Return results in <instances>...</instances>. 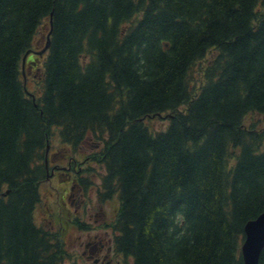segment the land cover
<instances>
[{"label":"trees","instance_id":"obj_1","mask_svg":"<svg viewBox=\"0 0 264 264\" xmlns=\"http://www.w3.org/2000/svg\"><path fill=\"white\" fill-rule=\"evenodd\" d=\"M248 114L264 121V0H0V264H66L63 231L34 216L53 134L73 150L99 139L95 186L118 198L132 264H243L244 225L264 212Z\"/></svg>","mask_w":264,"mask_h":264},{"label":"rangeland","instance_id":"obj_2","mask_svg":"<svg viewBox=\"0 0 264 264\" xmlns=\"http://www.w3.org/2000/svg\"><path fill=\"white\" fill-rule=\"evenodd\" d=\"M43 40L44 35L40 33L39 29L33 40V48H40L42 46ZM32 55L33 54L30 53L27 57H31ZM208 57L209 55L206 56L204 59L197 61L195 64H193L190 70L191 82H198V80L201 78L200 73L203 68V65L205 64V60L208 59ZM24 72L28 76L27 81H29V89L33 91L38 90V84L33 83L32 77H29L31 75H29L30 72L28 71V67L26 66V64L24 65ZM252 121L257 124L258 130L264 132V121L261 120L259 115L248 114L244 119V124L246 126H249ZM147 124L151 128L160 129L166 126L167 120L166 118L156 117L150 120L148 119ZM98 140V138L88 136L81 145V148L84 149L73 150L69 145L65 146L61 144L58 140L57 135L53 134L49 143L47 152V156L49 157L48 159H50L51 162L49 174L52 170L54 171L53 175L45 179L40 186L41 201L38 203L34 211L35 221L37 224H40L48 229L52 227L55 230L61 231L62 228H65L67 231L63 235V238L67 239L68 237L69 241L74 240L75 237L79 234L78 231L73 229V227L79 228V223L77 222V220L79 219H75L76 217L73 216V214L75 209V201L77 200V197L82 198V196L79 195L78 186H76L74 190H70L68 193L64 192V190L69 187L66 182H71V179H73L74 177V175L71 176L68 174H74L75 171L73 170V168L75 167V170H77L80 163L86 160L87 158H89L87 160H91L94 153L91 151L95 149V145L97 146L96 141ZM98 144L99 147H97L98 150L96 152H99L102 146L101 143L98 142ZM261 149L264 150V139L262 142ZM86 162L84 164V171H86V175L89 179V185L94 187L95 184H99L101 180V169L99 167V164L95 160L92 162L89 161L88 163ZM69 164H71L72 166L71 169L69 168ZM89 164L91 166H88ZM56 166L58 167V169L53 168ZM57 172H63L64 175H61L59 179H56L55 174ZM64 187L66 188L64 189ZM69 194L72 195L69 196L67 200ZM89 196L93 199V201H95L97 198L93 189H90ZM87 199L88 198L85 195L84 200L86 201ZM101 204L103 205L104 213H108V211L111 210L114 216L115 210H117L118 208L119 201L118 198L115 196L112 199L107 200V202ZM49 212H52L51 217H49L48 215ZM49 220L50 223H48ZM69 248L70 247H68V249Z\"/></svg>","mask_w":264,"mask_h":264},{"label":"flooded vegetation","instance_id":"obj_3","mask_svg":"<svg viewBox=\"0 0 264 264\" xmlns=\"http://www.w3.org/2000/svg\"><path fill=\"white\" fill-rule=\"evenodd\" d=\"M95 149L91 152H95ZM86 161L89 160L81 162L77 170L73 168L74 177L71 182H67L69 187L64 190L68 193L78 186L79 195L82 196V198L77 197L73 214L75 219H79L77 220L79 228L73 227L79 234L74 240L69 241L67 237L64 241L67 249L70 247L67 251L66 264H132L131 258L115 246L114 240L117 232L111 225L113 214L111 210L104 213L101 204L109 199H102L97 187L89 185V179L84 171ZM90 189H93L97 197L95 201L89 196ZM71 195H68L67 200ZM85 195L88 198L86 201L84 200ZM50 213L52 215V212ZM62 231L64 235L67 230L62 228Z\"/></svg>","mask_w":264,"mask_h":264},{"label":"water","instance_id":"obj_4","mask_svg":"<svg viewBox=\"0 0 264 264\" xmlns=\"http://www.w3.org/2000/svg\"><path fill=\"white\" fill-rule=\"evenodd\" d=\"M47 46L48 36L42 51ZM24 59L25 56L23 57ZM243 233L244 238L240 248L243 264H259L260 254L264 247V212L254 219L247 221L244 225Z\"/></svg>","mask_w":264,"mask_h":264}]
</instances>
